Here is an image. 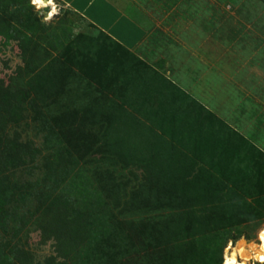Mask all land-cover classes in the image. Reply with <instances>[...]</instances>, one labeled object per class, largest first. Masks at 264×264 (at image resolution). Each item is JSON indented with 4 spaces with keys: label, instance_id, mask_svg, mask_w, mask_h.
I'll return each instance as SVG.
<instances>
[{
    "label": "rangeland",
    "instance_id": "374dc122",
    "mask_svg": "<svg viewBox=\"0 0 264 264\" xmlns=\"http://www.w3.org/2000/svg\"><path fill=\"white\" fill-rule=\"evenodd\" d=\"M53 1L0 0V264L264 244V0H113L136 50Z\"/></svg>",
    "mask_w": 264,
    "mask_h": 264
},
{
    "label": "crops",
    "instance_id": "0c3cea01",
    "mask_svg": "<svg viewBox=\"0 0 264 264\" xmlns=\"http://www.w3.org/2000/svg\"><path fill=\"white\" fill-rule=\"evenodd\" d=\"M63 1L128 50H136L147 37L146 27L113 0Z\"/></svg>",
    "mask_w": 264,
    "mask_h": 264
},
{
    "label": "bare ground",
    "instance_id": "6f19581e",
    "mask_svg": "<svg viewBox=\"0 0 264 264\" xmlns=\"http://www.w3.org/2000/svg\"><path fill=\"white\" fill-rule=\"evenodd\" d=\"M54 6V1L51 4ZM237 244V243H236ZM239 249L244 251L246 256L239 255ZM260 255H264V244L258 241L246 242L239 241L236 246H230L229 252L225 255L224 264H246L248 261L254 260L251 264H262L257 258Z\"/></svg>",
    "mask_w": 264,
    "mask_h": 264
},
{
    "label": "clouds",
    "instance_id": "9594fccd",
    "mask_svg": "<svg viewBox=\"0 0 264 264\" xmlns=\"http://www.w3.org/2000/svg\"><path fill=\"white\" fill-rule=\"evenodd\" d=\"M31 3L36 6L37 9H40L42 7H46L47 5H51L53 0H31ZM55 13L56 8L53 6L52 10L47 14V16H45V20H50ZM260 238L264 240V230L261 231ZM257 258L262 262V264H264V255H260Z\"/></svg>",
    "mask_w": 264,
    "mask_h": 264
},
{
    "label": "trees",
    "instance_id": "16d2710c",
    "mask_svg": "<svg viewBox=\"0 0 264 264\" xmlns=\"http://www.w3.org/2000/svg\"><path fill=\"white\" fill-rule=\"evenodd\" d=\"M107 35V34H106ZM108 36V35H107ZM110 37V36H109ZM111 38V37H110ZM112 39V38H111ZM115 41V40H114ZM118 45H120V46H122V47H124L120 42H118V41H115ZM125 48V47H124ZM126 49V48H125Z\"/></svg>",
    "mask_w": 264,
    "mask_h": 264
}]
</instances>
